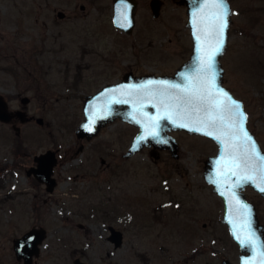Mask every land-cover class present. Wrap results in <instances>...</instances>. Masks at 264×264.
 I'll return each mask as SVG.
<instances>
[{
    "label": "rangeland",
    "instance_id": "obj_1",
    "mask_svg": "<svg viewBox=\"0 0 264 264\" xmlns=\"http://www.w3.org/2000/svg\"><path fill=\"white\" fill-rule=\"evenodd\" d=\"M135 1L134 27L125 33L111 23L112 0H71L76 17L59 26L52 18L68 9L67 0H0V96L10 112L30 118L0 122V166L5 161L13 195L12 203L0 205V227L10 223L12 234L20 233L33 222L37 203L46 229L43 264L75 258L86 264H237L222 206L202 175L204 159L216 152L210 141L176 131L177 158L166 149L154 157L145 148L125 158L136 130L119 118L91 140L75 135L85 95L127 72L173 76L189 59L191 38L178 32L175 3L165 0L155 19L149 0ZM232 4L220 58L223 85L243 101L247 124L264 149V0ZM47 150L57 157L51 193L23 172ZM246 194L264 223L263 200ZM109 225L123 233L117 249L107 240Z\"/></svg>",
    "mask_w": 264,
    "mask_h": 264
},
{
    "label": "water",
    "instance_id": "obj_2",
    "mask_svg": "<svg viewBox=\"0 0 264 264\" xmlns=\"http://www.w3.org/2000/svg\"><path fill=\"white\" fill-rule=\"evenodd\" d=\"M211 0H184L187 6L188 27L191 32L192 48L189 59L184 62L175 72L173 76H163L148 74L144 76H133L132 73L124 74L122 80L118 83L106 84L94 94L86 95L83 104V120L75 129V135L78 140H91L96 136L101 128L113 122L116 118L134 125L139 128L132 139L128 149L123 154L125 158H129L139 152L144 146L151 147L150 155L157 157L158 150L166 149L173 157L177 158L178 142L170 132L176 130H184L189 134L206 136L212 139L218 146L215 156L208 157L204 164V179L212 185L213 192L219 195L223 201V218L222 222L226 224L229 234L239 245L240 264H264V225L259 223L256 208L253 203L248 202L242 190L246 186H251L253 190L264 198V191L260 188L264 187V183L259 179L260 161L255 160L256 179L243 180L241 177L246 170L236 168L233 158H244V153H250V146L242 139H233L230 129L227 127L228 113H224L225 124L218 126V130L212 135H205L204 131H192L190 128L195 127L189 123L187 127H177L176 123L169 119V114L165 111L161 104V93L164 96H182L183 92L178 89H189L197 87L200 83V77L215 76V87L226 93L232 101L238 102L244 111L243 102L236 99L232 93L223 86V68L220 58L224 54L227 46L228 30L231 24V9L228 0H224L227 9L226 22L227 27L223 30V43L221 50L214 56L211 71L199 73L201 57L206 53H211L212 47L215 45L216 38L214 36L205 37L204 30H210L212 27V8H203L204 3H210ZM161 1L151 0L150 7L154 17H157L160 11ZM84 8L83 5L80 6ZM124 0H115L113 22L120 30L130 33L133 28V21L127 16ZM164 85L169 87L165 88ZM175 85L176 87H171ZM28 98H23L22 103H27ZM203 115V113H201ZM14 117H18L20 122L24 123L30 120L26 117L24 111L10 112L7 104L0 96V122L10 123ZM173 119H175L173 117ZM38 123H42L41 118H37ZM247 119L244 128L248 132L252 142L255 145L256 152L259 156L264 157V151L260 148L259 143L254 135L248 130ZM18 131V129H16ZM155 132L157 135H152ZM144 139H141V137ZM219 136L220 139L214 137ZM223 141V143L221 142ZM82 149V146L78 150ZM38 168L34 169V175L46 184L47 190L52 191L55 186L54 179L51 177L53 167L56 165L57 159L55 152L47 150L36 157ZM103 163L104 160H101ZM235 173V174H233ZM30 174V173H29ZM247 209V211H245ZM108 241L113 244L115 249L122 246V231L108 226ZM46 236V230H31L24 236L18 238L14 242V249L20 255L24 250L25 243L31 249L34 243ZM26 248V247H25ZM74 264H84L80 259L76 258ZM222 264H231L228 259H224Z\"/></svg>",
    "mask_w": 264,
    "mask_h": 264
},
{
    "label": "snow or ice",
    "instance_id": "obj_3",
    "mask_svg": "<svg viewBox=\"0 0 264 264\" xmlns=\"http://www.w3.org/2000/svg\"><path fill=\"white\" fill-rule=\"evenodd\" d=\"M212 8V27L210 30H204V35L214 36L216 38L215 45L212 47L211 53H206L201 57L199 73H206L211 71L212 61L214 56L221 50L223 43V30L227 27L226 16L227 9L224 0H211L210 3H204L203 8ZM165 88L169 87L164 85ZM171 87L175 88V85ZM215 87V76L212 77H200V83L192 90L178 89L183 92L182 96H161V104L164 106L165 111L169 114L168 118L172 119L173 123L177 120V127H187L190 124L195 127L190 128L192 131H204L205 135H212L214 131L218 130V126L225 124L224 113H228L227 127L230 129L233 139H242L246 144L250 146V153L246 151L244 158L240 160L239 157H234L233 162L236 168H243L246 170L245 174L241 177L243 180H255L256 168L255 160L260 161L259 167V179L264 183V157L257 154L254 143L252 142L248 132L244 128V123L247 119L246 115L242 111V106L235 101H232L227 97L226 93L217 89L215 92L212 88ZM203 113V115H201ZM173 117L175 119H173ZM152 135H157L155 132ZM220 139L219 136L214 137ZM141 139H144L142 136ZM223 143V141H221ZM235 174V173H233ZM264 191V187L260 188ZM247 211V209H245Z\"/></svg>",
    "mask_w": 264,
    "mask_h": 264
},
{
    "label": "flooded vegetation",
    "instance_id": "obj_4",
    "mask_svg": "<svg viewBox=\"0 0 264 264\" xmlns=\"http://www.w3.org/2000/svg\"><path fill=\"white\" fill-rule=\"evenodd\" d=\"M124 1H125V9L124 10H126V12H127V16L129 17V21H130V19H132V21L134 23L135 11H136V8H137V3H136L135 0H124ZM150 1L151 0H149V8H150V11H151V15H152L153 18L156 19L159 16V14H160L161 9L165 7L166 1L165 0H160L161 1V6H160V11H159V14H158L157 17H154L153 14H152V10H151V7H150ZM172 1L176 4V5L175 4H173V5L177 9V12H173L174 17H175V19L179 20V24L181 25V29H179L178 32L184 30L190 36V29H189V27L187 25V23H188L187 22L188 21L187 6L185 5L184 0H172ZM228 1L230 3V7H231V10H232V15H234L235 8H234V6L232 4V0H228ZM67 3L68 4H66V7H68V9L67 10L63 9V10L55 11V17L52 18L54 23L56 25H58V26L61 25L62 23H69L71 19L73 20L76 17V13L74 12V9H73V7L71 5V0H67ZM114 3H115V0H112V4H111V7H110V9H111V23L113 24V26L115 28L119 29L117 26L114 25V22H113ZM84 8L83 9L80 8V9L84 10ZM179 8H180V10H179ZM172 9H174V8H172ZM43 15H44V12H43ZM43 22H46L45 19H43ZM168 24H169L168 25V28H169L171 26V22H168ZM133 27H134V25H133ZM120 31H122V30H120ZM191 47H192V41L190 42V48H189V51H188V56L190 54ZM173 73H174V71H172L170 73H166V74L171 75ZM159 74H161V73H159ZM140 75H142V74H140ZM123 76L124 75L122 74L120 80H117L115 83L120 82L122 80ZM25 98H27V97H25ZM21 102H22V100H21ZM15 111H19V110H15ZM117 120L122 121L121 119H117ZM125 124H127V123H125ZM129 126L133 127L136 130V132H137L138 128H136L135 126H132V125H129ZM247 127L249 128L248 124H247ZM250 131L252 132V130H250ZM174 132H176V131H174ZM182 132H184V131H182ZM254 136L256 137L255 134H254ZM200 137H203L204 139H207L208 141H210L214 145V147L216 149V152H217L218 147L211 139H209L207 137H204V136H200ZM256 139H257V137H256ZM82 140L83 139H80L79 141H82ZM257 141H258V139H257ZM80 146H82V149H80L82 151L83 150V144L81 143L79 145V147ZM260 146H261V144H260ZM79 147H78V149H79ZM145 149H149L150 150V148H145ZM261 149H262V151H264L262 146H261ZM216 152L213 153V155H215ZM213 155H210V156H213ZM37 156L38 155H34L33 156L32 162L30 164H26L27 167L26 168L24 167L23 172L25 173L26 177L34 178L35 181L37 182V185H39V188L41 186L42 188H45V190L47 192L51 193V192L54 191V189L57 187V184H58V178L54 174V167L56 165L53 167V173L51 175V177L54 179L55 186L53 187L52 191H48L46 189L47 188L46 184L44 182H42V181H39L35 177L34 172H33L34 169L38 168V161L36 160ZM210 156H208V157H210ZM205 160L206 159H204V161H203L204 164H205ZM56 164H57V162H56ZM6 172H7V168H6V163L4 161L3 165L0 166V205H7V204L12 203V198H13V195L11 193H9L7 191V189H6V178H7L6 174H8ZM202 175H203V178H204V170H203ZM248 190L254 191L252 189V187L246 186L243 189L242 192L244 193V195L246 197V200L248 202H252L250 200V198L248 197V195L246 194ZM255 194L257 196H259V198H261L263 200V202H264V198L259 193L255 192ZM215 195L217 196V198L220 201V204L222 206V213H223V202H222V199L217 194H215ZM36 205H37V203H33V205H32L33 213H35V216L33 218V222L31 223V225H29L26 228H24L20 233H16L15 235H13L12 232H11V229H10V223H7L8 227H6V223H5V225H3V228L0 227V264H43V258H44L43 255H44V251H45V248H46V245H45L46 236L43 237L41 240L37 239V241L34 243L32 249H31V246L28 247V242H26L25 243V247L26 248L24 247V250L23 251L21 250L20 255H18L16 253V250L14 249V242L18 238L24 236L25 234H27L31 230H40L41 228H44L42 225L39 224V220L40 219H39V217L37 215L38 211H37ZM255 208H256V213H257V217H258L259 223L264 225V223L262 222L261 218L258 215L259 210H258V207L256 205H255ZM3 222H4V220H0V226H1V224ZM79 227H82V225L80 224ZM11 234L13 236H11ZM231 239H232V237H231ZM107 240H108V236H107ZM232 242H233V245L236 247V250L238 251V253H237V262L238 263L237 264H239V262H240L239 245L233 239H232ZM78 259H80V258H78ZM74 260H73V264H74ZM80 261L83 262L82 260H80ZM83 263L86 264L85 262H83ZM231 263L232 264H236V262L235 263L231 262ZM221 264H222V262H221Z\"/></svg>",
    "mask_w": 264,
    "mask_h": 264
}]
</instances>
